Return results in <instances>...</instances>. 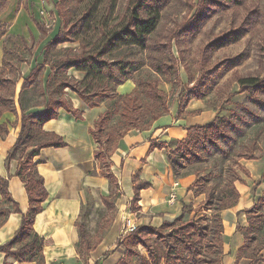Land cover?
<instances>
[{"label":"trees","instance_id":"1","mask_svg":"<svg viewBox=\"0 0 264 264\" xmlns=\"http://www.w3.org/2000/svg\"><path fill=\"white\" fill-rule=\"evenodd\" d=\"M169 0H128V13L121 21V25L110 33L97 36L91 40L86 16L72 18L71 21L63 13V9L56 4L60 26L55 36L43 47V58L40 64L35 63L28 75L22 78L17 103L21 110V127L11 152L6 161L18 162L15 176L21 179L28 197L29 208L22 216L21 226L15 233L11 242L0 246V253L6 258H13L18 263L44 264L42 257V239L34 232V218L42 211V203L47 198L43 180L36 172V163L33 159L43 148H62L66 146L64 140L54 133L45 132L42 126L58 116L60 109L80 119L77 110L73 109L71 102L65 97L66 91H71L88 108L100 106L106 102V110L95 121L90 134L97 145L94 152L95 159L102 169V176L106 178L112 191L118 188L116 178L109 170L108 159L117 146V142L127 132L147 130L161 116L169 113L167 95L159 86L161 83L169 84L172 88L179 83L178 66L182 67V52L176 58L171 47L182 38V26L179 31H171L164 40L150 44V36L156 31L160 15ZM206 0H200V3ZM230 1V0H228ZM7 0H0V10L6 8ZM247 15L243 18H247ZM39 33L46 36L48 29L31 17ZM199 26V25H198ZM195 29H197V27ZM1 27V24H0ZM63 27V28H62ZM95 29V27H94ZM65 34L63 36V31ZM186 33H189L185 30ZM237 31V30H235ZM234 31V32H235ZM66 36L70 39L65 40ZM243 35H236L231 39L217 38L201 50V69L206 68L209 57L213 51L222 49L225 45L237 42ZM77 43L78 48L57 49L65 42ZM135 49L152 50L146 56V64L159 77L138 78L134 84L136 89L121 95L117 88L130 80L136 69L144 64L138 58ZM168 52L169 56H166ZM204 59V60H203ZM239 59V58H238ZM234 58L225 59L216 63L208 71V76L190 90L187 101L202 100L208 94L211 76H220L222 70L230 71L238 64ZM240 62V61H239ZM4 67V66H3ZM47 71L44 86L41 89L42 111L38 114H25L22 104L24 92L32 89L42 80L43 73ZM69 71L83 73L82 80L71 77ZM190 77V76H189ZM193 79L189 78L192 82ZM234 80V82L232 81ZM236 83L238 91L226 94L231 83ZM232 83V84H233ZM228 88V89H227ZM220 90V91H219ZM250 92L254 99L255 94L264 95V79L250 76H236L226 79L218 92L225 95L223 105H229L230 100L238 94ZM217 92V93H218ZM14 83L5 76L4 69L0 68V118L5 113H14L13 101ZM181 113V105H179ZM245 114L251 112L241 107ZM220 111V109H218ZM117 116L118 122L108 130V124ZM247 120L240 114L232 113L229 118L215 116L214 119L203 126L187 128V135L177 142L173 149L168 150L167 162L171 172L178 178L188 175L185 168L188 165L207 161L212 154V148L224 140L231 138V133L241 130ZM7 133L6 124H0V136ZM152 148H166L163 143L152 144ZM255 151H260L257 139L237 154L228 156L221 152L223 161L228 162L227 167L216 169L205 178H198L191 184L194 196L204 195V208L212 213L211 219L203 217L197 220L183 222V215L172 222H164L160 227L138 226L121 240L124 248V257L118 264H221L223 255V226L220 213L236 205L239 194L235 183H243V177H248L247 169L241 161L255 160ZM264 180V171L261 175ZM134 197L131 200V210L138 209L139 191L149 187L148 183L136 184ZM0 227L4 224L10 213H18L16 203L12 201L7 190V181L0 177ZM104 206L111 208V202L104 199ZM6 206V208H4ZM264 192L256 204L246 213L248 226L240 228L244 244L237 252V260L247 259L249 264L264 263ZM180 223L177 228L175 224ZM78 244L76 252L78 258L85 262L100 242L92 243L90 235L83 221L77 222ZM171 228L167 234L158 233ZM143 236L155 237L150 242ZM145 252V255L141 253Z\"/></svg>","mask_w":264,"mask_h":264},{"label":"crops","instance_id":"2","mask_svg":"<svg viewBox=\"0 0 264 264\" xmlns=\"http://www.w3.org/2000/svg\"><path fill=\"white\" fill-rule=\"evenodd\" d=\"M34 64L27 67L22 78L28 75ZM46 74L47 71L43 73L42 79ZM68 74L71 75V71ZM117 93L119 94L118 91ZM72 94L67 97L80 119L60 109L56 119L42 126L43 131L61 137L66 146L43 148L33 159L36 172L42 178L47 192L42 211L34 218L33 230L43 241L44 264H118L125 254V248L119 241L124 220L132 219L136 227H160L164 222H172L184 216L189 207L195 208L198 205L196 202L201 200L200 196L195 197L190 190L195 174L189 172L183 178L174 176L167 162V154L169 149L174 148L177 142L186 137L185 129L206 125L214 118L204 122L206 110L201 102L203 99H192L182 105L181 113L180 106H177L154 121L149 129H133L127 132L117 142L108 159L109 170L118 185V188L112 191L108 180L101 174L99 162L94 157L97 145L90 134L95 121L106 110V102L88 108L82 100ZM41 111L42 108L39 111L28 109L25 114H38ZM21 113L20 108L15 105L14 113H5L0 118V124H6L7 129V133L0 136V177L7 181L8 194L18 208V213H10L0 227V246L12 241L21 226L22 216L27 214L29 208L24 184L15 176L18 162L6 161L20 132ZM155 142L163 143L166 148H152ZM261 155L255 160L241 161L249 176H242L243 183H235L239 194L236 205L220 213L223 226L221 264L249 262L247 259L237 260V252L244 244L240 228L248 226L246 213L264 192V180L261 179L264 171V153ZM140 183H148L149 187L139 191L138 209L133 211L130 207L134 197L133 186ZM171 193H174L175 200L169 203ZM91 198L97 203L99 201L100 204H94L99 209L105 208L104 199L112 203L110 209L114 211L113 230L109 234L110 241L104 239L83 262L76 252V223L91 209V204H87ZM1 200L0 196V202ZM83 222L88 230L89 217H85ZM0 264L29 263H18L0 253Z\"/></svg>","mask_w":264,"mask_h":264},{"label":"rangeland","instance_id":"3","mask_svg":"<svg viewBox=\"0 0 264 264\" xmlns=\"http://www.w3.org/2000/svg\"><path fill=\"white\" fill-rule=\"evenodd\" d=\"M56 4L62 7V11L69 21L74 16H86V24L90 30L88 40H91L94 35L101 36L104 35V32L110 33L115 30L121 25L123 19L125 21V16L128 13V0H7L6 8L0 10V68L4 69L5 76L14 83L13 101L18 107L17 97L25 70L34 63L42 62L43 47L55 36L60 26ZM246 14H248L247 18L243 20ZM31 17L46 26L48 29L46 36L42 37ZM181 26L182 38L178 43H173L171 47V52L176 58L182 52V67L178 66L180 81L173 88L165 83H161L159 86L167 95L169 110L171 111L179 105L181 107L186 105L190 90L195 89L205 80L213 65L225 59L233 60L234 58V62L237 60L240 62L238 61V64L230 71L225 72L226 70L223 69L220 76H211L212 81L208 86V94L201 101L206 110L203 121H209L216 115L229 118L232 113L240 114L247 120L246 124L240 127V131L231 133L230 139L218 142L211 149L212 154L207 161L191 164L185 168V171L192 172L198 179L205 178L209 173H215L217 169L227 167L228 162L223 161L221 152L228 153V156H237L245 146L257 139L260 151H255L253 155L260 158L264 153V95L255 94L253 99L252 94L246 91L235 95L229 105H223L226 96H221L218 92L219 86H223L226 79L232 78L234 75H251L259 80L264 79V0H206L202 3L200 0H169L160 15L156 31L150 36L149 43L156 44L164 40L171 31H179ZM196 26H198L197 29H195ZM185 30L189 33H186ZM64 32L65 30L62 33L63 36ZM238 34L243 36L237 42L213 51L207 67L201 69V61H199L202 58V56L200 57L201 50L206 45L217 38L231 39ZM68 39L70 38L66 36L65 40ZM65 48L77 49L78 44L67 41L57 46V49ZM135 50V55L143 59L144 64L135 70L130 80L118 87L119 94L136 89L134 82L140 77H159L145 63L147 54L153 51L150 49L147 51ZM167 55L169 56L168 52H166ZM72 76L82 80L85 75L71 71ZM189 78L193 79L192 82L189 81ZM44 79L45 77L37 82L32 89L21 94L25 110H41V89L44 86ZM232 81L234 82V80ZM232 83L229 89L227 88L226 94L238 91L237 84ZM72 95L71 91H66L68 100L67 96ZM241 107L248 109L251 116L245 114L240 109ZM117 118L115 116L108 124V130H111L118 122ZM204 198V195H200L201 200L196 202L198 205L186 210L183 222L197 220L204 216L211 219L212 213L204 208ZM87 204H91V209L87 214L84 213L80 221L89 217L87 232L92 243L97 241L101 243L104 239L110 241L109 234L113 230L114 211L106 207V209L95 207L94 204L100 203L99 201L97 203L94 198H91ZM261 211L264 213V209ZM131 222H133L132 219ZM179 225L180 223L175 224L174 228ZM170 230L171 228H167L158 233L163 235L169 233ZM143 238H147L150 242L155 240L153 236H143ZM142 252L145 254L141 250ZM262 255H264V251ZM10 259L13 258L10 257Z\"/></svg>","mask_w":264,"mask_h":264},{"label":"built area","instance_id":"4","mask_svg":"<svg viewBox=\"0 0 264 264\" xmlns=\"http://www.w3.org/2000/svg\"><path fill=\"white\" fill-rule=\"evenodd\" d=\"M175 186H176V184H175ZM174 200H175V195H174V193H171L170 196H169L168 202H169V203H172ZM135 227H136V226L134 225L133 222H131L130 219L124 220V225H123V227L121 228L122 230H121V235H120V237H119V241L121 242V240L123 239V237H124L125 235L131 233L132 230L135 229Z\"/></svg>","mask_w":264,"mask_h":264}]
</instances>
